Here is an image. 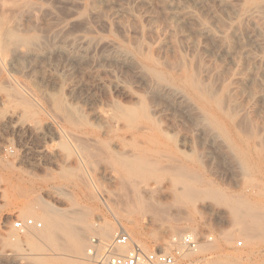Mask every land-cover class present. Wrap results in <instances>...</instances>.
I'll return each instance as SVG.
<instances>
[{
	"label": "rangeland",
	"instance_id": "374dc122",
	"mask_svg": "<svg viewBox=\"0 0 264 264\" xmlns=\"http://www.w3.org/2000/svg\"><path fill=\"white\" fill-rule=\"evenodd\" d=\"M0 31L17 39L0 40V264H99L88 246L106 224L177 250V264H264V0H0ZM156 71L190 111L153 93ZM131 157L188 166L204 195L176 201L170 175L135 180L166 205L139 209L120 163ZM45 206L62 216L51 241ZM26 219L43 228L18 231ZM190 232L196 254L180 240Z\"/></svg>",
	"mask_w": 264,
	"mask_h": 264
},
{
	"label": "bare ground",
	"instance_id": "6f19581e",
	"mask_svg": "<svg viewBox=\"0 0 264 264\" xmlns=\"http://www.w3.org/2000/svg\"><path fill=\"white\" fill-rule=\"evenodd\" d=\"M202 30V33L203 34H205L206 36H209V37H211V38H213V39H217V36H215V35H213L211 32H210V30H208L207 28H204V29H201ZM5 39H10V40H13V42H14V39H15V41H17V39H16V37H15V35L11 32V31H5V32H1L0 31V40L2 41H4ZM9 40V41H10ZM2 41V42H3ZM222 41V40H221ZM1 42V43H2ZM0 43V44H1ZM12 43V42H11ZM109 46V50L111 51V53H112V55L110 54V56H111V58L112 59H115V60H118L119 58H117V56H116V54L118 55V52H119V48L118 47H116L115 46V44H108ZM30 53H31V49H30V51H29ZM30 53H28V54H30ZM35 53V52H34ZM82 53H84V52H82ZM103 55H106V54H103ZM80 56V55H79ZM119 56V55H118ZM104 57V56H103ZM120 57V56H119ZM124 57V56H123ZM84 58V57H83ZM106 58V57H105ZM107 58H109V56H107ZM110 59V58H109ZM112 59H110V61L112 60ZM128 59V58H127ZM114 61V60H113ZM128 61V60H127ZM126 61V62H127ZM152 70V69H151ZM152 71H154V70H152ZM157 72L158 71H156V74H154L155 76H156V78H157V76L159 77L157 80H159V83L158 84H156V82H155V85L153 86V88H152V90H153V93L155 94V95H157V96H163L164 98H167V99H172V100H174V101H176L184 110H187V111H190L191 109H192V106H191V102L189 101L188 102V100L186 101L185 100V96H184V94L183 93H181L180 91H178V90H175L174 88L172 89L171 87H168V86H166V85H163V84H161L160 82H163V80L165 79V77L163 76V75H161L162 73H158L157 74ZM152 73V72H151ZM155 73V72H154ZM159 74L162 76V79H161V81H160V76H159ZM192 75V74H191ZM153 77V76H152ZM164 77V78H163ZM155 78V77H154ZM192 78V77H191ZM156 80V81H157ZM166 80V79H165ZM239 80V79H238ZM190 81V80H189ZM158 82V81H157ZM191 82V85L193 86V88L194 89H196V90H198L197 92H199L198 94H201L202 95V93L204 92H202V90H201V88H199L198 87V85H195L196 83L193 81V84H192V81H190ZM167 83V82H166ZM188 83V82H187ZM160 84V85H159ZM171 85V84H170ZM191 85H190V83H189V86L191 87ZM200 86V85H199ZM201 86H202V84H201ZM200 86V87H201ZM191 90H192V88H190ZM193 89V90H194ZM199 90H201V93H200V91ZM184 91V90H183ZM195 91V90H194ZM196 92V91H195ZM196 92V93H197ZM210 92H206V94H205V96H213V95H211V93L209 94ZM200 97V96H199ZM202 97H204V96H202ZM213 97H215V95L213 96ZM204 98H206V97H204ZM210 99H211V97H210ZM198 100V99H197ZM170 102V101H169ZM220 102V101H219ZM218 102V103H219ZM202 104V103H201ZM217 106H219V105H217ZM116 107V106H115ZM223 107V106H222ZM205 108V107H204ZM221 108V107H220ZM235 109V108H234ZM197 110V109H196ZM115 111H116V115L117 114H123V113H120V112H124L123 110L122 111H120V108L119 107H116L115 108ZM195 112H197V111H195ZM128 113V112H127ZM188 113V112H187ZM71 114V113H70ZM145 114V113H144ZM198 114V113H197ZM200 114H202V113H200ZM115 115V114H114ZM126 115L127 114H125V117H126ZM129 115V114H128ZM193 115V114H192ZM70 116V115H69ZM72 116V115H71ZM70 116V117H71ZM118 116L119 115H117L116 117H117V119H118ZM199 116V115H198ZM201 116V115H200ZM199 116V117H200ZM69 117V118H70ZM119 117H121V116H119ZM128 117V116H127ZM126 117V118H127ZM129 117H131V115L129 116ZM136 117V116H135ZM134 117V118H135ZM112 118V117H111ZM110 118V119H111ZM121 118H124V117H121ZM71 120H72V117L70 118ZM116 119V118H115ZM133 119V118H132ZM199 119V118H198ZM201 119V118H200ZM70 120V121H71ZM128 120V119H127ZM131 120V119H130ZM215 120V119H214ZM129 121V120H128ZM133 121V120H132ZM137 122V121H136ZM197 123H198V120L196 121ZM197 126H198V124H196ZM208 132V131H207ZM121 156V155H120ZM138 156V155H137ZM133 157V156H132ZM132 157L131 158H128V159H121L120 160V163H121V167H123V168H130V172L128 171V169H126L127 171H128V173H129V175L128 176H126V178H127V182L129 183V182H131V181H135V180H139V182H144L145 180H146V178H147V180L149 179V177L150 178H152V177H158L159 175L160 176H164V175H170V176H172V177H174L173 179H174V181H175V183H176V189L177 190H175V191H173L174 193H173V195H174V198L176 199V201L177 200H180V199H182V198H186V196H190V197H192V198H190V199H193V198H196V197H200V196H202V194H203V188L202 189H200V187H195V183L194 184H192V182H191V180H192V178H191V174H190V171H189V168H188V166H186V165H184V164H180V163H175V165H174V163H170V164H168L167 166H166V164L164 165H162V164H160V162L159 161H152L151 160V162L152 163H150L146 158L145 159H143V160H141L140 158V160H136V159H134V161H133V159H132ZM130 159V160H129ZM113 161V160H112ZM147 161V162H146ZM119 162V161H118ZM155 164H154V163ZM159 164H158V163ZM166 166V167H165ZM192 169V168H191ZM195 174V173H194ZM194 174H193V176H194ZM159 176V177H160ZM196 176V175H195ZM195 176H194V178H195ZM121 177V176H120ZM158 177V178H159ZM197 177H199V176H197ZM141 179H144V181H142ZM196 179V178H195ZM120 180V179H119ZM123 180V179H122ZM197 180V179H196ZM201 182H202V180H200ZM121 182H124V181H121ZM149 182V181H148ZM196 182V181H195ZM209 182V181H208ZM126 183V182H125ZM175 183H174V185H175ZM200 182H198V184H199ZM210 183V182H209ZM134 184V183H133ZM201 184V183H200ZM120 185V184H119ZM124 185V184H123ZM127 185V184H126ZM133 190H131V192H135V197H136V200H137V202H136V200H135V202L137 203V205H138V207H139V209H142V210H146V212H148V211H150V212H152L153 214H159L160 213V207H166V205H164V204H162V202L161 201H158L157 199H156V192L158 191V190H156V192H154L155 190H153V189H151V187H150V189H147V188H149V187H145L147 190H146V194L143 192V194H145V195H148L147 197H149V198H147V197H145V195H144V197H142V189H140L139 188V186H138V188H137V186L135 185H132V183H131V185H130V183L128 184ZM140 185V184H139ZM151 185V184H150ZM95 186V185H94ZM125 186V185H124ZM145 186V185H144ZM95 187H97V186H95ZM121 187V186H120ZM127 187V186H126ZM141 187V186H140ZM178 187V188H177ZM92 188H94V187H92ZM100 188H102V187H100ZM142 188H143V186H142ZM210 188V187H209ZM209 188H207L208 190H209ZM96 189H98V187L96 188ZM95 189V190H96ZM104 189V188H103ZM144 189V188H143ZM212 189V193L215 191H213V188H211ZM210 189V190H211ZM101 190V189H100ZM105 190H106V188H105ZM105 190H104V192H105ZM145 190V189H144ZM173 189H171L170 191H172ZM102 191V190H101ZM107 191V190H106ZM206 191V193L208 192L207 190H205ZM133 192V193H134ZM102 193V192H101ZM158 193L159 192H157V195H158ZM161 193H162V191H161ZM210 193V192H209ZM215 193V192H214ZM218 194V193H217ZM216 194V195H217ZM162 194H160L159 196H161ZM204 195V194H203ZM214 195V194H213ZM124 196V195H123ZM122 196V197H123ZM132 196V195H131ZM125 197V196H124ZM130 197V196H129ZM158 197V196H157ZM187 197V198H188ZM213 197H215V196H213ZM128 198V197H127ZM138 198V199H137ZM160 198V197H159ZM132 199V198H131ZM183 200V199H182ZM221 200H225V198H221ZM122 201V200H121ZM132 201H133V199H132ZM132 201H131V203H132ZM130 202V201H129ZM227 202H229V201H227ZM231 202V201H230ZM130 203V204H131ZM232 203H234V202H232ZM127 204V203H126ZM134 205V204H133ZM230 205H232V204H230ZM237 205H238V202L236 203V208H237ZM239 205H241V204H239ZM233 206V205H232ZM245 206V205H244ZM234 208H235V205L233 206ZM235 208V209H236ZM239 208H241V207H239ZM243 208V207H242ZM162 209V208H161ZM164 209V208H163ZM166 209H168V208H166ZM248 209V208H247ZM251 209V208H250ZM249 209V212H250V217L249 218H251L250 220H252V221H254L253 222V224L250 226V231L253 233V232H258V231H262V229H261V227H260V225H261V223L263 222L262 220H261V218H260V220L262 221L261 223H258L259 222V217H263V215L262 216H258L257 218L255 217V216H257V215H255L256 213H258V212H256L255 214H254V212H253V215H255V216H252V212H251V210ZM236 212H238L239 213V211H237V210H235ZM241 211V210H240ZM42 215H41V221H43V223H44V225H45V231H43L41 234H40V237L41 238H43V239H45V240H48V241H51V240H54V239H56V237H57V235H58V232H59V230L62 228L61 227V213H60V210H58V209H55V208H53V207H51V206H45V207H43V209H42ZM165 212V211H164ZM248 211H247V213H249ZM237 214V213H236ZM246 215H248V214H246ZM153 216V215H152ZM242 216V215H241ZM244 216V215H243ZM243 216H242V219L243 220H245V217L247 218V216H244V218H243ZM155 217V216H154ZM156 217H158V216H156ZM155 217V218H156ZM159 217H161V216H159ZM240 217V216H239ZM33 218H34V216H33ZM153 218V217H152ZM154 218V219H155ZM162 218V217H161ZM249 218L247 219V220H249ZM158 219V218H157ZM156 220V219H155ZM162 221V220H161ZM251 221V222H252ZM105 225V224H104ZM250 225V224H249ZM262 227H264V225H261ZM84 228H80L79 230H76V231H74L72 234H71V240H72V247H73V250H74V252H77V253H80V252H84V248H85V238H86V235H87V232H88V229H87V227L86 226H83ZM178 229V228H177ZM176 229V230H177ZM264 229V228H263ZM30 230H33V229H30ZM34 230H40V229H34ZM29 231V230H28ZM245 231V230H244ZM249 231V232H250ZM118 233V231H116V228H114V226L113 225H111V224H106L104 227H102V229H101V231H100V233L98 234L99 235V237L101 238L100 240H103L104 241V243H106L105 244V247L107 246V245H109V244H107L110 240H112V238H113V236L114 235H116ZM175 233H176V235L174 236H172L173 238V240H176L177 241V239H178V237H179V235L177 234V231H175ZM227 233V232H226ZM229 233V232H228ZM228 233L226 234V235H228ZM245 233V232H244ZM249 234V233H248ZM254 234V233H253ZM178 235V236H177ZM189 235L191 236V237H194V236H192V235H194L192 232H190L189 233ZM224 235V234H223ZM222 234H221V236H223ZM230 235V234H229ZM227 236V237H229L230 238V236ZM232 235V234H231ZM251 234H249V236H250ZM244 236H245V234H244ZM247 236V235H246ZM98 237V236H97ZM226 236H225V238H227ZM184 238V236H181V238H180V240L182 241V239ZM228 238V239H229ZM195 239V238H194ZM179 240V241H180ZM178 241V242H179ZM101 242V241H100ZM103 243V242H102ZM242 244V243H241ZM197 248H199V246L197 247ZM201 249H202V247H201ZM120 251H124V249H120ZM199 251V249H196V250H194V251H192V252H194L195 254L197 253ZM104 252V251H103ZM182 257V256H181ZM97 259L99 260L98 262H99V264H105L106 262H105V255H98V257H97Z\"/></svg>",
	"mask_w": 264,
	"mask_h": 264
},
{
	"label": "built area",
	"instance_id": "2783aa9c",
	"mask_svg": "<svg viewBox=\"0 0 264 264\" xmlns=\"http://www.w3.org/2000/svg\"><path fill=\"white\" fill-rule=\"evenodd\" d=\"M14 226L20 232L43 228L42 223L32 219L17 221ZM241 245L239 243V246ZM182 246L188 251H194L198 247V242L194 237L186 235L182 239ZM102 247L105 248L104 253H102ZM120 249H124V251H120ZM99 254L105 255V264H177L180 258V253L177 250L172 252L158 249L147 251L133 242L127 232L117 233L106 247L102 246L97 238H92L88 246V255L91 260L97 261Z\"/></svg>",
	"mask_w": 264,
	"mask_h": 264
}]
</instances>
